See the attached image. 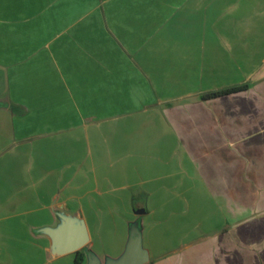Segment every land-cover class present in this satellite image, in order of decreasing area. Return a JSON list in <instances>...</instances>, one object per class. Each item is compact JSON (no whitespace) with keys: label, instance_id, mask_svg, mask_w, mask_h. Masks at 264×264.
<instances>
[{"label":"crops","instance_id":"1","mask_svg":"<svg viewBox=\"0 0 264 264\" xmlns=\"http://www.w3.org/2000/svg\"><path fill=\"white\" fill-rule=\"evenodd\" d=\"M139 208L145 264H264V0H0V264Z\"/></svg>","mask_w":264,"mask_h":264},{"label":"water","instance_id":"2","mask_svg":"<svg viewBox=\"0 0 264 264\" xmlns=\"http://www.w3.org/2000/svg\"><path fill=\"white\" fill-rule=\"evenodd\" d=\"M136 215L145 213L143 208L136 209ZM58 222L54 226H45L38 231L50 239V252L54 255H63L85 248L86 264H145L148 262V252L142 245L141 229L138 222L133 221L129 227V235L123 252L116 258H107L101 261L99 257L87 249L89 235L82 218L56 213Z\"/></svg>","mask_w":264,"mask_h":264},{"label":"trees","instance_id":"3","mask_svg":"<svg viewBox=\"0 0 264 264\" xmlns=\"http://www.w3.org/2000/svg\"><path fill=\"white\" fill-rule=\"evenodd\" d=\"M244 87H245V85L234 86V87L225 88V89H221V90L206 92L202 95V98H211V97L218 96V95H221L224 93L240 90V89H243ZM134 221H136V220H134ZM131 224H132V222L130 223V225ZM140 229H141V226H140ZM74 253H75V264H79L80 261L83 259V256H84L83 250L79 249V250L75 251Z\"/></svg>","mask_w":264,"mask_h":264},{"label":"rangeland","instance_id":"4","mask_svg":"<svg viewBox=\"0 0 264 264\" xmlns=\"http://www.w3.org/2000/svg\"><path fill=\"white\" fill-rule=\"evenodd\" d=\"M140 198H138V200H139ZM141 216H138L137 215V219H136V221L138 222V227L140 228V226H141Z\"/></svg>","mask_w":264,"mask_h":264}]
</instances>
